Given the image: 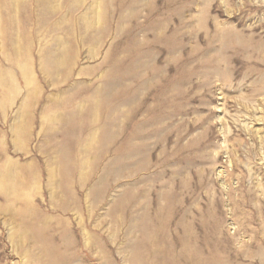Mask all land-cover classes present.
Listing matches in <instances>:
<instances>
[{
  "label": "rangeland",
  "instance_id": "1",
  "mask_svg": "<svg viewBox=\"0 0 264 264\" xmlns=\"http://www.w3.org/2000/svg\"><path fill=\"white\" fill-rule=\"evenodd\" d=\"M263 182L264 0H0V264H264Z\"/></svg>",
  "mask_w": 264,
  "mask_h": 264
},
{
  "label": "bare ground",
  "instance_id": "2",
  "mask_svg": "<svg viewBox=\"0 0 264 264\" xmlns=\"http://www.w3.org/2000/svg\"><path fill=\"white\" fill-rule=\"evenodd\" d=\"M263 188H264V184H263ZM251 193L252 192H250L248 194L250 195ZM190 235H191V232L184 233L182 238H181V248H179L178 250H174V249L170 250L171 253H173L175 255V257L178 258V260H183V262H185L186 264L194 263L195 252H193V251H196L194 248L191 249L190 239H189ZM176 258L173 260L177 261Z\"/></svg>",
  "mask_w": 264,
  "mask_h": 264
}]
</instances>
